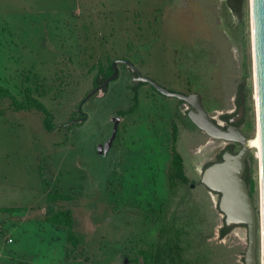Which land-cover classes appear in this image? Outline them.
<instances>
[{"label":"rangeland","instance_id":"obj_1","mask_svg":"<svg viewBox=\"0 0 264 264\" xmlns=\"http://www.w3.org/2000/svg\"><path fill=\"white\" fill-rule=\"evenodd\" d=\"M116 59L171 91L199 93L223 126L243 86L248 112L238 126L257 136L249 0L241 18L226 0H0V85L19 101L39 99L57 124L47 131L41 112L0 100V264H244L246 226L220 237L219 194L199 183L240 143L210 137L190 104L146 82L137 108L120 114L138 84L130 67L119 62L117 78L93 84ZM173 124L189 181L171 185ZM258 156L250 148L260 264ZM55 189L71 199L45 201ZM9 207L23 210H1ZM66 208L77 245L46 221Z\"/></svg>","mask_w":264,"mask_h":264},{"label":"water","instance_id":"obj_2","mask_svg":"<svg viewBox=\"0 0 264 264\" xmlns=\"http://www.w3.org/2000/svg\"><path fill=\"white\" fill-rule=\"evenodd\" d=\"M252 26V56L256 90V121L259 128L260 140V190H261V261L264 264V0H249ZM126 63L132 70L135 83H150L166 96L176 97L191 105L188 116L191 121L210 137L240 143L237 152L226 148L220 161L213 162L203 169L200 182L209 191L219 194L217 207L224 216L227 226L245 225L247 229V246L244 252V264H259L258 247V218L257 211L250 194L248 184L244 178L250 146L247 137L236 124L244 114V105L239 107L238 113L229 119L227 126L215 122L206 111L199 93L185 94L171 91L159 83L146 77L126 59H116L113 62V72L95 89H102L113 79L117 72V64ZM93 92V91H92ZM90 93L88 94V96ZM117 120V118H116ZM116 128V125H115Z\"/></svg>","mask_w":264,"mask_h":264},{"label":"trees","instance_id":"obj_3","mask_svg":"<svg viewBox=\"0 0 264 264\" xmlns=\"http://www.w3.org/2000/svg\"><path fill=\"white\" fill-rule=\"evenodd\" d=\"M243 1L244 0H226V3L230 10H232L237 16L241 18L242 14V7H243ZM113 72V67H110L109 72H104V70L101 68L93 78V84L96 86L101 85L105 79L112 74ZM117 78V75L113 78ZM143 82H139L138 84H135L133 86V104L132 106L127 110V111H120V114H126V113H131L133 112L137 106H138V95L137 91L139 86H141ZM4 98H9L11 99V104L14 110H27V109H35L36 111H39L42 113V126L47 130V131H53L56 127L57 124L54 122V115L53 113L37 98L27 96L22 100H18L15 95L5 86L0 85V100ZM237 104L241 106L242 104L244 105V116L240 121L237 122V124L240 125V123H245L246 122V115L248 112V107L246 106V93L243 89V86H240L238 95H237ZM234 114H224L221 116V118L228 122L229 119L233 116ZM176 125H172V145L170 147L171 149V165L173 168V171L169 172V179L170 183L174 182L175 179H180L183 183H187L189 181L188 177L184 173L183 169V161H182V156L180 155L179 152L176 150V140H177V134H176ZM232 151V147L228 146ZM222 153H220L217 157V161H220L222 158ZM244 178L248 184L250 194L252 195L253 187H254V181L251 177V169L248 165L247 161V167L244 172ZM201 183V182H199ZM209 190V189H208ZM215 193V192H214ZM218 194V193H217ZM58 199H63V200H69L71 199L70 195L61 193L58 189H55L53 191H48L45 194V201L48 203H52L57 201ZM1 210L4 211H9V212H15V211H20L23 210V207H9V208H2ZM46 221L51 223L52 225H55L57 227H62L66 229L67 232V237L66 239L72 243L73 245L78 244L77 237L73 231V214L72 210L69 208L66 209H60L53 214L49 215L46 218ZM237 226V225H234ZM234 226H227L224 222H222V226L219 228L218 233L219 236L222 237L225 234L228 233V231L234 227ZM245 226V225H243ZM176 248L179 250H182V248H179L178 246L175 245ZM163 250V249H162ZM162 250L157 252V256H160L162 254ZM171 251V248L168 249V252ZM173 260V257H171Z\"/></svg>","mask_w":264,"mask_h":264},{"label":"bare ground","instance_id":"obj_4","mask_svg":"<svg viewBox=\"0 0 264 264\" xmlns=\"http://www.w3.org/2000/svg\"><path fill=\"white\" fill-rule=\"evenodd\" d=\"M252 28V26H251ZM253 75H254V71H253ZM254 84H255V79H254ZM254 98H255V101H256V90H255V87H254ZM257 108V106H256ZM257 136L255 138L251 137V138H247V144L248 146H250V148H252L253 146H256L258 148V152H259V156L258 158H260V140H259V128H258V122H257ZM260 193H261V190H260ZM259 223V221H258ZM260 232H262V214H261V206H260ZM261 250H262V246H261Z\"/></svg>","mask_w":264,"mask_h":264},{"label":"flooded vegetation","instance_id":"obj_5","mask_svg":"<svg viewBox=\"0 0 264 264\" xmlns=\"http://www.w3.org/2000/svg\"><path fill=\"white\" fill-rule=\"evenodd\" d=\"M234 115H235V114H234ZM234 115H233V116H234ZM228 124H229V121H228V122H226V125H224V126H227ZM236 124H237V123H236ZM237 125H238V124H237Z\"/></svg>","mask_w":264,"mask_h":264},{"label":"crops","instance_id":"obj_6","mask_svg":"<svg viewBox=\"0 0 264 264\" xmlns=\"http://www.w3.org/2000/svg\"><path fill=\"white\" fill-rule=\"evenodd\" d=\"M52 226L55 228V225H52ZM8 238L12 239L11 237H8V236H7V239H8Z\"/></svg>","mask_w":264,"mask_h":264},{"label":"built area","instance_id":"obj_7","mask_svg":"<svg viewBox=\"0 0 264 264\" xmlns=\"http://www.w3.org/2000/svg\"><path fill=\"white\" fill-rule=\"evenodd\" d=\"M9 241H10V238H9Z\"/></svg>","mask_w":264,"mask_h":264}]
</instances>
